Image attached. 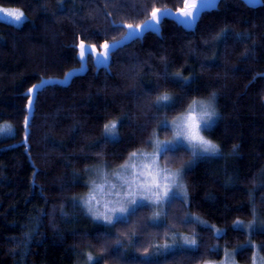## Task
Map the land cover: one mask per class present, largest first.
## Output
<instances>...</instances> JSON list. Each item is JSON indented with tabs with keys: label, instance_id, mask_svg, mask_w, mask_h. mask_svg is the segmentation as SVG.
Instances as JSON below:
<instances>
[{
	"label": "trees",
	"instance_id": "16d2710c",
	"mask_svg": "<svg viewBox=\"0 0 264 264\" xmlns=\"http://www.w3.org/2000/svg\"><path fill=\"white\" fill-rule=\"evenodd\" d=\"M184 1L0 0L27 15L20 26L0 20V126L13 129L0 136V264H78L87 252L96 257L94 264L141 258L144 248L138 245L125 242L127 255L121 257L122 249L106 252L104 240L96 239L105 228L80 202L89 190L88 174L150 149L145 141L153 129L168 138L172 132L160 131V121L165 116L171 121L193 99L209 98L212 92L218 118L206 135L221 154L201 158L188 169V201L165 207L168 224L195 234L200 249H176L164 259L167 264H204L222 258L224 249L244 245L237 258L250 264V240L264 254V230L249 234L234 225L251 221L253 207L264 222V0L257 7L220 0L202 13L194 30L164 18L160 33L148 31L112 50L106 67H97L88 54L87 70L68 85L52 83L37 91L25 140L29 89L42 80H62L81 67V40L101 48L120 40L124 25L144 23L153 9L177 11ZM176 74L186 86L173 83ZM163 91L177 99L174 109L154 106ZM112 121L117 122L118 142L105 135L104 125ZM177 152L172 167L191 159L184 147ZM173 158L169 153L161 163ZM189 213L208 223H180ZM149 215V209L142 213ZM126 230L119 225L113 231ZM115 239L110 236L108 244ZM165 239L150 228L145 247L152 252V245Z\"/></svg>",
	"mask_w": 264,
	"mask_h": 264
},
{
	"label": "snow or ice",
	"instance_id": "6c2138e0",
	"mask_svg": "<svg viewBox=\"0 0 264 264\" xmlns=\"http://www.w3.org/2000/svg\"><path fill=\"white\" fill-rule=\"evenodd\" d=\"M206 4L207 0H203ZM218 2V0H217ZM201 0H185V5L181 8L180 15L185 18V22L194 21L198 8H200ZM0 12L5 13L13 18L16 22H21L24 19V13L18 10H10L0 8ZM160 9H153L151 13V22L145 21L140 25H126L128 28V39L137 38L145 28H153V23L159 24L160 22ZM116 46H119L117 42ZM104 52L97 53L103 55L105 59L108 58L109 49L113 47L108 42L102 45ZM79 56L83 59L86 52H95V46L86 47L83 40L79 45ZM173 83L187 85V81L176 74L173 78ZM45 81H41L40 85H33L29 89V93H34L38 88L43 87ZM217 94L212 92L210 97L205 100L193 99L188 105L185 112L180 113L171 121L167 116L160 121V131H171L173 133L171 139L161 141L155 129L146 144L152 147V151L148 152L144 149L131 152V158L140 157L143 159L141 164H124L120 167L125 170L124 174L115 173L118 183H111L107 181V174L105 172V181L102 184H97L96 181L89 182V194L86 199L82 200L81 206L85 208L86 212L92 217L94 222H102L105 231L103 234H98L96 239H103L106 245L105 251L108 248L122 249L119 252L121 257L127 255L128 247L144 248L141 253V258H133L127 261V264H167L164 257L170 251L180 249L190 252H198L200 244L198 243L195 234L192 236L185 235L174 229V226L168 224V212H161L162 207H171L180 200L186 203L188 200V186L184 183L186 175L185 166L172 167L177 161L175 156L178 154V146H183L184 150L191 154L192 160L189 161L187 167H191L199 158L206 156H217L221 154L220 146L213 140L208 138L204 133L206 130H211L218 117L216 109ZM158 110H172L177 104V99L168 91L160 92L155 97L153 102ZM34 101L28 100L27 108L32 110ZM29 121L25 118V140L28 136ZM117 122L112 121L104 125L106 138H114V142H118L119 137L116 133ZM2 131V130H0ZM235 147V146H234ZM169 153L174 154L172 160L165 159L161 163V157L167 158ZM105 187L107 191L105 192ZM104 192L105 198L101 200L98 198L97 193ZM75 199V198H74ZM145 209L151 210V215L144 217L142 213ZM255 215V208L252 209ZM180 223L189 224H204L199 217L191 213L180 217ZM237 225L242 224V221H236ZM255 221L248 225L251 230ZM119 225L125 226L126 231L115 232ZM261 227L264 228V222ZM155 228L160 230L166 239L163 244H154L152 247L155 251L149 252L145 247V241L148 239V230ZM171 231V243L168 242V232ZM219 234L220 230L215 229ZM115 236V243L108 244L109 237ZM30 242V236H28ZM139 251V248H137ZM85 264H94V257L91 252L86 253ZM103 255V254H102ZM227 253L223 264H228ZM159 257L160 259H157ZM206 264H212L208 261Z\"/></svg>",
	"mask_w": 264,
	"mask_h": 264
},
{
	"label": "rangeland",
	"instance_id": "374dc122",
	"mask_svg": "<svg viewBox=\"0 0 264 264\" xmlns=\"http://www.w3.org/2000/svg\"><path fill=\"white\" fill-rule=\"evenodd\" d=\"M216 0H207V3L205 4L204 2H203V0H201V4H200V8H198V10L199 9H201L202 7L204 8V7H206V6H210V5H212L214 2H215ZM249 1H252V2H257L258 0H249ZM0 8H4V9H10V10H18V11H21V12H23L24 13V19L21 21V22H16L13 18H11V17H9L8 15H6L5 13H2V12H0V20L1 21H5V22H9V23H12V24H14V25H17V26H20V25H22L25 21H26V19H27V15H26V13L22 10V9H20V8H17V7H13V6H4V5H2V4H0ZM180 9H178L177 11H175L177 14H178V16L179 17H181V18H183V19H185L184 17H182L181 15H180V11H179ZM197 10V11H198ZM161 12L162 11H160V13H159V16L161 15ZM148 21H150L151 22V17L149 18V20ZM189 22H191V21H189ZM188 22V23H189ZM153 23V27L154 28H156L157 26H158V24H156L155 22H152ZM142 24H144V23H142ZM146 29V28H145ZM128 29H126V32H125V35L122 37V39L123 40H126V39H128ZM110 45H113L112 43H109ZM88 47H91L90 45L88 46ZM95 50H96V52L97 53H103V51H104V49L103 48H98V47H96L95 46ZM99 56H101V57H103V55H99ZM208 98H206V99H197V100H207ZM216 109H217V106H216ZM217 112H218V110H217ZM218 118V117H217ZM217 118H215V121H214V124H213V126L215 125V123H216V121H217ZM0 130H2V131H0V136H4V135H10V134H12L13 133V129H12V126L10 125V124H3L2 126H0ZM208 130H206L205 131V135H206V132H207ZM116 133L118 134V131H117V129H116ZM172 135H173V133H171V135L168 137V138H160L159 137V139L161 140V141H163V140H166V139H171L172 138ZM118 136H119V134H118ZM207 136V135H206ZM208 137V136H207ZM209 138V137H208ZM112 139H114V138H112ZM178 147H183V146H178ZM144 150H146V151H148V152H151L153 149H152V147L150 148V149H144ZM199 159H201V158H199ZM199 159H197L196 160V162L194 163V164H192V166L191 167H187V165H188V163H189V161L190 160H192V157H191V159L185 164V165H183V166H185V169H186V171L188 170V169H190V168H192L196 163H197V161L199 160ZM144 161H143V159L142 158H140V157H137V158H131V157H129L125 162H123L122 164H120L119 166H115V167H110V166H108V165H106V164H103V165H100V166H98V167H96V168H94L93 170H91L90 171V173L88 174L89 175V182L90 181H96V183L97 184H102V183H104V181H105V172H106V174H107V181L108 182H111V183H118V180L116 179V176L114 175L115 173H121V174H124V172H125V170L124 169H122L120 166L121 165H124V164H132V163H136V164H141V163H143ZM184 183H185V178H184ZM186 184V183H185ZM89 191H90V189L88 190V193L87 194H85L83 197H81V199H80V202L82 203V200L83 199H86L87 198V196H88V194H89ZM107 191V187H105V192ZM97 196H98V198H100L101 200H103L104 198H105V193L104 192H98L97 193ZM188 199H189V195H188ZM188 201V200H187ZM166 207V206H165ZM165 207H162L161 209H160V211L163 213V212H165ZM86 211V210H85ZM86 214L92 219V217L86 212ZM93 220V219H92ZM238 221V220H237ZM239 221H242V220H239ZM252 221H255L256 223H255V225H253V228L251 229V230H249L248 229V225L250 224V223H252ZM205 222V224H207L208 222H206V221H204ZM243 223L242 224H239V225H237L236 223L234 224L236 227H238V228H241V229H243V230H245L247 233H249V234H251L252 232H254V231H258V230H264V228H262L261 227V224H262V219L257 215V214H255V217L251 220V221H242ZM100 223H102V222H100ZM213 226V225H212ZM214 227V230L215 229H219L220 230V233L218 234L216 231H215V233L217 234V235H220V234H222V232H223V230L222 229H220V228H218V227H216V226H213ZM188 236H192V235H188ZM169 243H171V237H170V240L168 241ZM248 245L249 246H251L252 248H253V259H252V262L250 263V264H264V254L261 252V249H260V245L259 244H257L256 242H254V241H252V240H250L249 242H248ZM244 247V245H242V246H240V247H238V248H235V249H224V252H223V256H222V258H220V259H216V260H210V262H212V264H223V261L225 260V258H226V256H225V254L227 253L228 255H227V260H228V264H244V263H241L239 260H238V258H237V252H238V250H240L241 248H243ZM154 251H155V249H154ZM87 253H89V252H87ZM86 254V253H85ZM94 257V256H93ZM95 259H94V261L96 260V257H94ZM85 261H86V255H84V259L83 260H81V261H79V263L78 264H85ZM208 262V261H207ZM204 264H206V263H204Z\"/></svg>",
	"mask_w": 264,
	"mask_h": 264
},
{
	"label": "water",
	"instance_id": "95a60500",
	"mask_svg": "<svg viewBox=\"0 0 264 264\" xmlns=\"http://www.w3.org/2000/svg\"><path fill=\"white\" fill-rule=\"evenodd\" d=\"M243 1H245L249 6H252V7H257V6H260V5L263 4V0H258L257 2H252V1H249V0H243ZM219 2H220V0H218V2L216 0L212 5L206 6L204 8L202 7L201 9H199L197 11V13H196L195 20L194 21H191L189 23H186L185 22V19L179 17L178 14L174 10H172V9H169V8L168 9H161L160 11H162V12H161V15H160V22H159L158 26L156 28L153 27L151 29L146 28L137 38L143 37L144 34L146 32H148V31H155L157 33H160V30H161V22L163 21L164 18H171L173 20H176L185 29H187V30H194L195 27H196V25H197V23H198V21H199V19H200V17H201V15H202V13L204 11H209V10H212V9L216 8L218 6ZM184 5H185V1H184ZM148 20H146V21H148ZM124 26H125L126 29H128L126 27V25H124ZM131 40H133V39L123 40L121 38L120 40H118L116 42H113L112 43L113 44V47H110L109 54H108V58L107 59H105L104 56L103 57L98 56L96 51L93 52V53L86 52L85 57L83 59L80 58L81 61H82L81 67L76 68V69L70 71L68 73V75L64 79H62V80H43V81H45V84L43 85V87L45 85H47V84H52V83H59V84H62V85H68L74 75L83 74L87 70V64H86V62H87V56H88V54L93 55L94 62H95V64H96L97 67H103V66L106 67V66H108L109 60H110V53H111V51L114 50V49H116V48H118V47H120V46H123L126 43H129ZM117 42H119V46H116ZM85 45H86V47L89 46L87 44H85ZM101 48H103V47H101ZM37 85H40V84H37ZM40 89H42V87L38 88L37 91L40 90ZM37 91L34 92V93H29V91H28V94L31 96V99L33 101L35 99V95H36ZM32 110H33V108H32ZM32 110L29 111L28 121L30 119V115L32 113Z\"/></svg>",
	"mask_w": 264,
	"mask_h": 264
}]
</instances>
